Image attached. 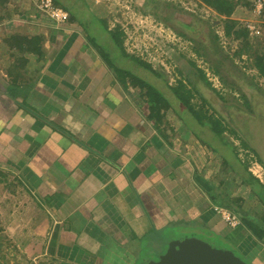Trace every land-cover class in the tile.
<instances>
[{"label":"crops","instance_id":"0c3cea01","mask_svg":"<svg viewBox=\"0 0 264 264\" xmlns=\"http://www.w3.org/2000/svg\"><path fill=\"white\" fill-rule=\"evenodd\" d=\"M20 1L0 0V186L39 210L11 213L27 217L1 229L0 264H20L16 251L30 264H141L200 235L264 264V237L214 210L264 230V204L226 157L168 112L163 125L152 119L145 89L109 68L65 5L58 24ZM99 2L87 3L89 28L108 26Z\"/></svg>","mask_w":264,"mask_h":264},{"label":"rangeland","instance_id":"374dc122","mask_svg":"<svg viewBox=\"0 0 264 264\" xmlns=\"http://www.w3.org/2000/svg\"><path fill=\"white\" fill-rule=\"evenodd\" d=\"M18 1L23 2L20 0ZM91 1L92 0H57L55 3L61 6L65 5V8H67L69 12L71 11L75 18L82 20L84 28L92 37H95L97 44L108 49L114 55L116 65L127 68V70L133 72L138 78L150 83L164 96H168V98L171 96L170 93H172L170 91V86L177 85L180 80L185 82L188 79L193 80L195 77L191 76L196 72L195 69H202L205 72V76H207L208 80L212 83V86L225 97L229 106L222 109L221 105H223V101L218 96H212L214 94H210L201 82L199 84L200 93L211 102L213 105H211L212 110L216 116L217 113L219 114V112H221L222 115L230 116V119H233V125H231V127L234 128L236 133L227 132L225 135L237 148L240 159L230 146H223L218 142H211L212 148L221 152L222 156L226 157L227 164L236 170L238 169L244 173V168L240 162L242 161L243 163L249 164V170L252 169L255 173L261 175L264 182V167L257 163L256 156L247 154L243 151L241 142L238 138L242 137L249 140L257 149V153L263 159L262 162L264 163V78L256 74L254 68H251L253 62L252 55H248L249 53L246 52L240 56L235 55V51L241 47V42L233 38L231 39L224 34V17L219 15L210 6H207L202 0H100V6L107 10L108 26L112 29L118 27L125 32L126 37L124 39V46L126 51L149 63L153 69L162 74V76L158 78L152 75L149 70L137 67L133 61L128 60L119 52L118 47L113 44L103 26V24L107 25V23H105L106 20H103V24L93 23L91 28L87 27L85 21L88 20L90 22L89 19H91V22H95V17L92 16L91 18V13L87 6V3H91ZM251 6L252 0H242L233 12L231 18L236 19L242 27H246V24L249 22H255L256 26L261 29V34L258 36L249 34L250 43L255 51L264 53V13H262V15L255 14ZM177 11L187 17L190 15L194 21L200 20L202 23V25L199 26L202 28L201 35L204 33L207 34V36L211 35V33L216 34L219 37L217 44L222 54H226L232 59V62L230 61L231 65L234 66L239 73L245 75V81H251L258 87L250 89L247 83L236 77L242 90L249 94V98L254 103L255 108H253V112H248V108H245V105H243L245 113L238 112L234 109L233 102L239 101L241 98L238 91L231 88L229 85H224L219 76L214 74L213 70L210 68V58L202 56V50H200L199 53L195 52L194 48L198 47L197 42L192 39L195 35H192L189 30L179 23L175 22L174 25L172 22L165 19L172 12ZM196 37L198 39L200 38L197 35ZM210 41L211 39H208L207 43L209 44ZM189 74H191V76ZM171 100L172 102L174 101L173 99ZM201 102L202 100L198 95L192 100V103L196 107H199ZM174 104L172 106L174 108L173 111L172 108L168 111L169 117L171 118L170 120L174 119L179 121V128L190 127L189 129L195 137H199L206 142L208 139H206V137H201L199 133L201 130L197 121L189 113H185L188 118L183 115L179 117L177 109H181L182 111L185 110V108L181 104V108L178 104ZM205 108L209 109L211 107L206 106ZM215 109H217V112ZM210 112L212 111L210 110ZM202 131L205 132V130ZM12 192L13 190L11 188L4 189L0 186V211L6 213L2 216V219H0V231L1 229H6V223L11 226L15 224L16 221L21 223V220L27 217V215L24 214L20 218H12V212L18 214L19 211L23 213L28 209H35L36 212L39 210L33 207V202L29 200L25 192L21 190L19 193L18 190L14 195ZM261 216L263 217L264 215L262 214ZM36 220L38 228L43 225L44 219L42 216L37 217ZM21 224L23 225V223ZM3 226H5V228ZM197 237L207 240V242L214 246L227 248L233 251L235 255L241 257L245 262L250 264L248 262L250 260L244 256L242 257L240 251L233 247L232 243L219 237L209 238L204 235ZM3 238L7 237H4V234L0 233V242H2ZM10 239L11 238H9V240ZM4 245L5 248L11 247V245ZM147 253L148 252L144 250L141 256ZM15 255L19 257L21 261L20 264H30V260L25 258L26 254L22 255L19 251H16ZM156 256L158 255L153 254L150 258L157 259ZM39 260L40 259H32L31 264H44L41 262L43 260ZM140 262H142V258H140ZM143 263L144 262L141 264Z\"/></svg>","mask_w":264,"mask_h":264},{"label":"trees","instance_id":"16d2710c","mask_svg":"<svg viewBox=\"0 0 264 264\" xmlns=\"http://www.w3.org/2000/svg\"><path fill=\"white\" fill-rule=\"evenodd\" d=\"M53 1L54 3L56 2L55 0ZM202 1L207 6L213 8L219 15L224 17L223 19L224 34H226L231 39L233 38L241 42L240 45L241 47L237 51H235V55L240 56L245 52L249 53L248 55H252L253 62L251 68L252 69L254 68L256 74H259V76L264 78V53H260L259 51L254 50L252 44L250 43L248 29L244 26L242 27L236 19L231 18L233 12L236 10L237 6H239L242 0H202ZM165 19L172 22V24L174 25L175 22L179 23L187 30H189L192 35H195L193 36L194 38H192L198 44V47L194 48L195 52L199 53L200 50H202L203 51L202 56L210 58L209 59L211 63L210 68L213 70L214 74L219 76V78L224 83V85L227 86L229 85L231 88H234L238 91L241 98L239 99V101L233 102L234 109L238 112H244L243 105H245V108H248V112H253V108H255L254 103L249 98V94L245 93L242 90L236 77L247 83L250 89H254V87L255 88L258 87H256V85L253 84V82L251 81L250 82L245 81V75L239 73V71H237L234 68V66L231 65L230 61L232 62V59L226 54L225 55L222 54V51L217 44L219 37L213 33H211V35L209 36H207V34L205 33L201 35L202 28L199 27L202 25L201 21L200 20L194 21L192 17H190V15L187 17L177 11V12H172ZM104 27L108 35L110 36L111 41H113V43L118 47L119 52L125 58L133 61L137 67L145 70H149L152 73V75H154L155 77L159 78L162 76V74H160L157 70L153 69L149 63H147L143 59H140L137 56L131 55L126 51V48L124 46V39L126 35L123 30L119 29L118 27L115 29L108 30V26H104ZM196 35L200 38L198 39ZM208 39H211L209 44L207 43ZM90 40L91 43L94 45V47L100 52L101 56L108 64L110 69H117L120 73H123L124 77H128L131 83L139 85L142 89H145V95L149 103L150 117L152 119L156 118L157 122H160V124L163 125L165 123V117L167 115V112L171 108L172 111L174 109L172 107L173 104L175 103L174 105L178 104L179 106L181 104L184 106L185 110L181 111V109H177V113H179L178 114L179 117L183 115L188 118V116H186L185 113H189L197 121L199 128L201 130L199 131L201 137H206V139H208L206 141L207 143H209L211 146H212L211 142L212 143L218 142L223 146H230L233 148L235 154L240 159L237 148L228 140V137L225 135V133L227 132L233 134L236 133L234 128L231 127V125H233L232 124L233 119L232 118L230 119V116L222 115L221 112H219L220 115L217 113L216 116L214 114V111L212 110L213 105L211 104V102L200 93L199 84L201 82L204 84L206 90L210 94H214L212 96L215 97L218 96L223 101L222 103L223 105H221L222 109L227 108L229 106L225 97L220 92H218L214 86H212V83L208 80L207 76H205L204 74L205 72L202 69L196 68L195 69L196 72H194V74L191 73L193 74L192 76L191 74H189L191 77H195L193 80L188 79L186 82L180 80L177 85L170 86V91L172 93H170L171 96L169 97L170 98L169 99L168 96L166 95L164 96L157 88L152 86L150 83L144 81L143 79L138 78L137 75H135L130 70H127V68L116 65L115 64L116 60L114 61L115 59L114 55L108 49L97 44L95 37L90 36ZM196 95H198V97L202 100L199 107H196L192 103V100ZM171 99H173L174 101L172 102ZM206 106L211 107L209 109L212 112H210L209 109H206L205 108ZM215 111L217 112V109H215ZM166 125L168 126L167 122ZM166 127L164 129H166ZM202 130H205V132ZM197 138L205 142L199 137ZM238 138L241 142L243 151H245L247 154H252L256 156L257 163L261 164L264 167V163L262 162L263 159L259 156V154L257 153V149L250 143V141L242 137H238ZM240 163L244 168V173L228 165L227 160L225 164L228 166V168H232L235 174L236 172L237 175L239 174L238 176L241 179L242 184L245 187L249 188L251 191H253L258 196L260 201L264 204V183L261 182L259 178L255 177L252 174V172L249 170V164L243 163L242 161ZM0 176L4 177L3 179L5 180L6 176L1 171H0ZM226 208L231 209V207L228 206ZM238 212L241 211H237V214ZM241 219H243L247 227H249L251 231L257 234L259 238L262 239L264 237V230L262 227H259L256 224L252 225L244 217H242ZM263 221H264V216H263Z\"/></svg>","mask_w":264,"mask_h":264},{"label":"water","instance_id":"95a60500","mask_svg":"<svg viewBox=\"0 0 264 264\" xmlns=\"http://www.w3.org/2000/svg\"><path fill=\"white\" fill-rule=\"evenodd\" d=\"M143 264H248L227 248L212 245L198 238L172 241L166 251Z\"/></svg>","mask_w":264,"mask_h":264},{"label":"built area","instance_id":"2783aa9c","mask_svg":"<svg viewBox=\"0 0 264 264\" xmlns=\"http://www.w3.org/2000/svg\"><path fill=\"white\" fill-rule=\"evenodd\" d=\"M34 6L43 14L47 15L56 23H64L68 20L69 14L66 10L59 7L53 0H31ZM209 8V7H207ZM210 9V8H209ZM252 11L257 15L264 13V0H252ZM246 28L249 30V34L252 36H258L261 34V29L256 26L255 22H249L246 24ZM253 174L263 182L261 175L255 173L250 169ZM264 183V182H263ZM214 210L218 213L224 222L230 227L237 228L242 224V219L237 212L222 206H215Z\"/></svg>","mask_w":264,"mask_h":264}]
</instances>
